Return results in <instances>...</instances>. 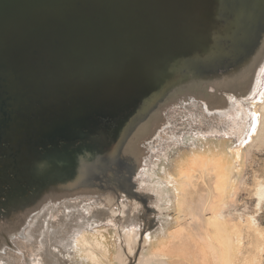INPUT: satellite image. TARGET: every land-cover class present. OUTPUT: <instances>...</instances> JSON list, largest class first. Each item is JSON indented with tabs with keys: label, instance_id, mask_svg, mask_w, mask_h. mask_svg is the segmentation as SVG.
<instances>
[{
	"label": "water",
	"instance_id": "obj_1",
	"mask_svg": "<svg viewBox=\"0 0 264 264\" xmlns=\"http://www.w3.org/2000/svg\"><path fill=\"white\" fill-rule=\"evenodd\" d=\"M262 74L264 0H0V176L38 179L54 168L30 164L37 145L80 141L116 200L155 212L136 176L165 110L225 116ZM81 154L55 163L73 186Z\"/></svg>",
	"mask_w": 264,
	"mask_h": 264
},
{
	"label": "rangeland",
	"instance_id": "obj_2",
	"mask_svg": "<svg viewBox=\"0 0 264 264\" xmlns=\"http://www.w3.org/2000/svg\"><path fill=\"white\" fill-rule=\"evenodd\" d=\"M263 86L264 74L261 75L254 95L249 99H243L241 106L236 105L239 113L233 115L232 112L228 113V116L221 117L203 113L205 115L202 118L203 123L198 122L200 115L198 107L191 110L184 108L165 110L167 113H164L168 114L166 118L170 122L185 121L188 124L181 133H176V129L172 130L170 127L169 131L176 136V140L164 139L165 141L160 142L138 167L136 176L138 189L146 188L147 192L154 194V199L150 200L148 205H152L156 210L155 212L145 210L139 203L142 213L138 209L136 215L130 216L120 208L116 210L115 215L108 217L106 221H101L100 229L104 230L111 244L109 250L102 238L98 239L95 234L89 235L88 238L91 242L94 238L92 250L100 258L99 264H136L138 260H135L134 255L129 258V255L123 254L121 249L117 255L115 244L119 238V230L134 232L136 229L140 232V236L150 235L152 239L167 235L161 247L149 248L140 253L148 257L147 260L152 254L151 264H246L247 262L264 264V249L255 259L252 256L254 251L248 249L250 240L246 236L245 228L241 229V242L236 244L233 252L229 254L225 237L212 224L214 213L219 212L228 222L230 229L235 231L237 229L235 223L239 222V218L245 220L247 215H251L264 231V199L256 205L255 194L257 182L264 185V95L259 98ZM254 120L256 126L252 128L248 140L238 137L234 131L239 132L243 125L246 126L248 122L252 123ZM214 128L220 129L221 132L217 134L211 131ZM221 142L224 144L227 142L230 149L240 148L237 154L239 163L233 161L234 163L227 167L230 162L228 158L226 159L228 155H223V152L216 147ZM173 164L176 166L173 167ZM167 173L172 175L174 184L181 189L176 201L171 187L164 183ZM189 196L194 198L202 196L190 207L191 210ZM211 197H215V200ZM94 200L99 199L86 200L79 206L80 211L84 214L93 211L96 207ZM128 200L126 197L121 198L122 202L127 203ZM9 206L16 208L19 203L16 205L13 202L7 203L4 210L0 204V214H5L4 217L7 219L10 218L11 213ZM153 214L156 224L151 228L149 222L144 220V215L149 218ZM134 217L136 221L133 222ZM139 223L149 230L143 232ZM191 224L194 225V229L184 236L185 228L189 229ZM73 234V231L68 232L67 239L74 236ZM95 240L99 241L100 245H95ZM37 245L35 244L33 252L29 251V255H26L20 264H33V254L39 256L40 246ZM81 247L83 249V246ZM45 248L52 252L58 250L54 244H47ZM65 257L66 264H93L91 260L83 262L78 250L72 256L65 252ZM3 262L4 260H0V264Z\"/></svg>",
	"mask_w": 264,
	"mask_h": 264
},
{
	"label": "bare ground",
	"instance_id": "obj_3",
	"mask_svg": "<svg viewBox=\"0 0 264 264\" xmlns=\"http://www.w3.org/2000/svg\"><path fill=\"white\" fill-rule=\"evenodd\" d=\"M262 95H264V86L262 87L259 98H261ZM239 105L241 106V104ZM228 111L229 113L233 112V115L239 113L236 106L230 107ZM199 122L203 123V120L200 119ZM179 123L170 122L171 129L173 130V128H175L176 133H181L183 129L187 128L186 126L188 122L182 121ZM255 126L256 121L254 120L252 123L248 122L246 126L243 125L239 132H234L237 133L238 137L247 138L248 140L249 136H251L252 133L251 130L252 128L254 129ZM170 127H168L167 129L164 128V130L160 132L161 135H159L160 139L157 141L158 144H160V142H164L165 140H176V136L172 135L169 131ZM211 131H214L217 134L221 132V130L217 128H214V130L212 129ZM225 143L226 144L221 142L219 146L216 147H218L219 151L223 152V155H228L226 159L228 158L230 160V162L228 163L229 165L227 166L229 167L232 165V163H234L233 161L238 162L237 154L240 148L230 149V147L227 145V142ZM150 150H153V148H151ZM174 166L176 165L173 164V167ZM164 183L171 187V190L175 195L174 199L176 201L178 198L177 196L181 193V189L176 184H174L172 175H169L167 173V176L164 179ZM78 185L79 186H73L69 184L68 188L64 187L65 189L60 190L59 188L61 187H55V189L57 190L54 191L59 193L57 194L58 196L52 197L50 201H45L42 208L40 209V216L35 220V227L32 226L34 227V230H32V232L30 233L28 231L27 233V237H30L32 239H30L29 241L34 242L32 246H34L37 242L40 246L38 248L42 250L41 251L40 249H38L39 256H36V253L33 254V264H66L67 258L65 257V252L69 253V255L72 256V254L75 253L76 250L79 251L81 260L83 262L86 263L88 260H91L93 264H99V262H101L100 258L98 257V255L94 254V250H92V248L94 249V238H92L91 242L90 239L88 240L89 235L95 234L98 239L102 238L104 244L109 250L111 244L108 240L107 235L103 232L104 230L100 229V226H102L100 224L101 221H106L108 217L115 215L116 210H119L120 208H123L125 213L130 216L136 215V211H141L140 204L135 199H130L127 203L122 201L119 202L120 198H117L116 200L115 195L112 192H108L106 189L97 192L93 190L94 188H89L87 184L79 183ZM142 190H146V188H142ZM62 191L63 193H61ZM64 191L66 193H64ZM150 194L152 195L153 193L149 192L146 195L149 197ZM255 194L257 196L256 205H259L264 199V185L257 182ZM120 195L123 197L122 194ZM201 197H188L190 210L192 209L190 207L195 205L198 199ZM92 198L99 199L98 201L94 200L93 202L95 203L96 207L93 209V211H89L87 214L82 213L79 209V206L86 200ZM151 199H153V197H151ZM211 199L215 200V197H211ZM154 216L155 214H153V216H150L149 218H146V216L144 215V220L149 222L151 228L156 224V219ZM134 221H136L135 217L133 218V222ZM32 223L28 224L32 225ZM212 224L215 225L219 230V233L225 237L229 254L233 252L234 246L241 242L240 237L242 235V228H245L246 236L250 240V246L248 249L254 251V254L252 255L253 258H258L260 256V252L263 251L264 231L262 227L257 224L253 216L247 215L245 220L239 218V222L235 223V226L237 227L235 231H232V229H230L228 222L220 216L219 212L214 213ZM139 226L140 228H143V232L149 230L145 227V225H140V223ZM196 227H198V225ZM37 229H39V233L36 232ZM193 229V224H191L189 229H187L186 227L184 230V236L189 234V232H192ZM71 231L74 232V236H71L67 239L68 235L66 234ZM165 236L167 235L160 236L157 239H152L150 238V235H145L144 237L140 236V232L137 231V229L134 230V232L119 230V238L117 239V243L115 242L117 248L116 253L117 255H119L118 253L121 249L123 254L125 253V255H129V258L134 255L135 260H138L136 264H151L150 262L153 259L152 254L149 258L150 260H147L148 257L142 256L140 253H142L143 250H147L149 248L157 249L161 247V243L166 239ZM47 244H54L55 246H57L58 250L52 252L50 249L45 248ZM96 244L97 246L100 245L99 241L95 240V245ZM32 246L30 245L29 249H31ZM81 246H83V249ZM43 248H45V250ZM0 259H3V257L0 256ZM3 263L8 264L5 262ZM246 264H248V262Z\"/></svg>",
	"mask_w": 264,
	"mask_h": 264
},
{
	"label": "flooded vegetation",
	"instance_id": "obj_4",
	"mask_svg": "<svg viewBox=\"0 0 264 264\" xmlns=\"http://www.w3.org/2000/svg\"><path fill=\"white\" fill-rule=\"evenodd\" d=\"M58 142L57 145H52L47 141L45 147L37 145L30 155L36 158L35 160L31 159L32 162L30 164L51 163L54 170H47V172L43 173L44 175L40 176L38 179L30 177V174L25 175V171H22V169L13 170L12 168L6 170V172L0 176V204L2 209H6L7 203L13 202L15 205L19 203V206L16 208L14 206H9L12 208V210L11 208L9 210L11 211L10 218L7 219V217H4L5 214H0V256L3 257V259L0 260H4L5 263L20 264V262L24 261V258H26L25 256L29 255V251L33 252L36 246H32L34 242L29 241L31 238L27 237V233L28 231L30 233L34 230L36 224L35 220L40 216V209L45 201H50L52 197L58 196L57 194L59 193L54 191L57 190L55 187H61L59 190L65 189L64 187H69V180H71V178L68 177L70 171L66 170L62 172L56 169L57 166L55 163L61 158V153L66 159L71 158L70 156L77 151L82 153V157L79 159L80 166L77 174L79 181L83 184H87L89 188H94V191L99 192L100 190L108 189L112 184L108 182L107 179L110 170L107 168L106 159H103V153H101V157H99L103 165L98 163L94 165L92 160L87 157L85 149L74 148L78 142L81 143L80 141L77 143H67L60 140ZM62 145L65 147H61ZM4 158H6L5 155H0L1 161H4ZM34 170L35 168L31 165V169H29L28 172H34ZM61 178L66 182H61ZM61 193H63V191ZM64 193L66 192L64 191ZM6 213H8V211H6ZM28 223H32V225ZM36 232L39 233V229H37ZM23 239L26 240L24 241ZM35 244L37 245L38 243L36 242ZM30 245L32 246L31 249H29Z\"/></svg>",
	"mask_w": 264,
	"mask_h": 264
}]
</instances>
